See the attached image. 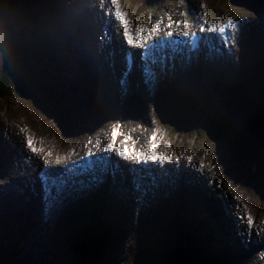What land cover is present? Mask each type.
<instances>
[{
    "label": "rangeland",
    "instance_id": "obj_1",
    "mask_svg": "<svg viewBox=\"0 0 264 264\" xmlns=\"http://www.w3.org/2000/svg\"><path fill=\"white\" fill-rule=\"evenodd\" d=\"M7 1L11 2V4H8L7 8L13 7V9H11L12 13H10V17L12 21V29L8 30V33L0 35V68L7 64L8 67H10V69H12V71L14 72V78H16L17 75H19L21 78H24V79H25V76L26 77H28L29 75L36 76L37 74L35 70H39V68L34 66L35 65L34 63L36 62L38 58H41L42 60H44L47 54H51L53 56H57L61 58V60L64 63L63 65L65 69H67L69 74L72 76L73 74L74 75L78 74L76 70H73L74 69L73 65H76V66L80 65L85 68V65L88 60V53L86 49L90 48V45H88L87 43H83L80 46H78L79 48H82V50H78V51L70 50L72 47L71 45H69L68 49L70 50V52L53 50V53H50L48 51L47 53H45L43 44L38 42L39 39L35 37L27 39L28 35L21 33V28L25 25V20L23 17H21L22 13H25L26 10H28L31 6L33 7L32 9H34L32 11L29 9L32 13L36 11L37 8H39V6L42 5V2L43 3L46 2L44 6H50L52 2H53L52 6L53 5L58 6L59 2L64 5H67L68 0H21L23 1V3L21 4L18 2L19 0H7ZM94 1L98 2V0H74L73 1L74 4L76 3L77 12L79 14L89 15V18L87 20H85V17L83 16L81 17V20L77 18L76 20L74 15H72V11H70V16H68V22L73 21L76 23L70 29L72 31L76 30L77 33H80L81 40L82 38L88 35L89 31L92 32L93 34L97 32V29L102 24L104 20V16L107 13L106 10H102L104 16L100 18V22L98 23L97 17L92 16L90 14L91 10L97 13V10L94 8L95 6V4L93 3ZM106 1L107 0H103L102 4L103 2L106 3ZM117 1L121 3V0H116V2ZM192 1L194 2L196 7L194 8V12H191V16H189V22L186 23L187 26H190L193 22H195L198 19V13L200 11L198 10L197 6H199V3L201 4L204 0H192ZM205 1L207 2V0ZM122 2L125 5L124 0H122ZM255 2H256V9H253L252 7L248 6L249 3L246 4L244 0H242V2L239 1V2L234 3V5L230 4L226 0H208L207 2L208 5L210 4L209 7H210L211 13L218 14V16H222L224 18L231 17L238 21L242 20V22L244 23L243 36L240 35L241 39L239 40L240 42H242L241 43L242 45L237 46L239 51H241L240 47L247 43H250L252 46H254L253 42L261 43L263 41V39L257 40L259 36L257 38H254V37L258 30H260L259 35L264 30V1L260 0L259 2L257 1ZM157 3L160 5L161 8L164 5L165 7L167 5L170 9H176V13H178V15L181 16V18L183 14L181 11H188L191 9V6L188 0H157ZM144 4H145L144 0L137 1V6L139 7L142 5L144 6ZM107 5L109 6V4ZM52 14L53 16L48 15V17L52 20H58L57 22L54 23V25H60L61 16H66L65 14L60 12L58 7H55V9L52 11ZM127 14L130 17L132 24L133 22H137V25L140 24V25H145L147 27H149L150 25L154 27L155 25V22L151 20V16L148 13L147 15H142V13L140 12V9L136 8V5H135L133 12L132 13L127 12ZM108 15L112 16L111 12L110 14L108 13L107 16ZM160 15L161 13L159 12L157 15H154V18L155 16H160ZM92 19H95V21H97L98 23L97 27L86 25V22H89V24H93ZM101 31H102V28H101ZM101 31L96 34L95 36L96 38L94 42H96L101 47L103 46L102 45L103 42L108 43V46L110 47L111 41H113V39H116V37L113 36V39L111 40V36H107V37L105 35L102 36ZM63 32L66 34V36H68V33H66L65 28L63 29ZM116 35H119L118 31L116 32ZM246 37H250L253 40V42L246 39ZM66 58L68 59L72 58V59L70 61L64 62ZM233 59L236 61L238 60V57L234 56ZM237 66L238 65L236 64V67ZM30 67L32 68L30 69ZM210 69L212 68L208 67V70ZM185 70L188 71V68L182 69L181 71H179L178 66L175 65L172 71L173 73L171 72V74L178 76L181 72ZM45 74L48 75L50 78L53 77V74L50 75L48 74L47 71H45ZM38 79L41 84L42 82L45 83L40 78ZM170 79H172V75ZM83 80H84L83 83L87 81L86 78H83ZM27 81L28 83H31L29 80H25V82ZM183 81L184 79L180 81L173 80L172 84L175 86H178ZM205 81L206 83H208V78H206ZM251 82H255L257 84L256 89H259V87L261 86L260 78H257V79L251 78ZM65 84H66L65 80H61L57 83V85H59V87L61 88L66 87ZM158 87L163 88V84L160 83ZM17 88L18 87L11 88V90L14 89L13 93L15 94L14 96L10 97L7 101L4 98L0 97V136L3 137V140H5V142H7L8 144V147H10V154H8L7 157L5 154L4 156H2V149L0 148V182L2 181L10 182V179H15L17 177H24L25 175L33 174L35 176L36 169L40 163L44 164L45 160H48L49 162H53V161H50L49 157L44 156L40 161L32 165L31 168H28V166L32 163L31 161L33 157L35 155L36 156L38 155L37 154L38 152H32L31 149L27 145V137L29 135L35 138L36 144L37 143L41 144L42 142V144L49 145L50 147L55 148L57 150L58 156L69 157V158L82 155L86 151L96 150L97 144H99L100 147H104L110 139V138L108 139V137L111 136L112 127L118 121L121 122L122 127L124 129V133L132 131L134 134V137L137 136L140 143L146 139L147 132L154 131L153 127L157 125L158 126L157 131L160 133V135L162 133V135L165 136V138L169 141L165 143V149H168V150H171L174 147V144H173L174 140H179L181 145H185V143H182L180 141L181 135L185 136L186 138H189V137L195 138L196 136H199L195 129L194 131L190 133L189 129H187L188 124H185L187 125L185 126V125H182V123H180L178 124V127H179L178 131L180 130L179 131L180 137H179L175 134V131H176L174 129L175 127L171 123L169 122L159 123V121L155 118V116H154V121L152 123V126H149L146 123V120L139 122L136 125L132 122L134 120H132L131 118L129 117L121 118L120 117L121 116L120 106L116 102H114V104L108 103L109 105H107L108 108H110V111L108 110V112H111V114L106 113L105 109H102L100 107L94 108L95 105H92V108L96 112L95 114V112L89 111L87 109L86 104L80 98L79 100L77 99L78 93H77L76 88H75V94L72 95L71 91L66 87L67 88L66 93H68L70 96L69 102L71 103V101H73V106L70 105L69 107V105H67L65 107H62V109H58L61 112V116L57 119L56 114L52 111L49 112V109L45 111L38 109V112L36 110L34 111L33 110L34 102L30 103V101H28L27 99L19 98L18 94L16 93ZM256 89H251L250 91L256 93L257 92ZM220 90H221L220 87L216 89L218 94ZM140 91L145 94L147 99L151 100V96L149 95V89L148 87H146V85H142V88ZM33 92H34L33 90L31 91L29 90L27 94H33ZM262 92H264V89L262 90ZM109 93L110 91H107L106 95H108ZM170 93L171 91H168L165 89L164 94L169 95ZM76 94H77V97H76ZM55 95H56V92L53 91V96L55 97ZM38 96L39 98H41L40 94ZM99 96L95 97L96 100L101 101V102L104 101V103H106L107 99L104 96L103 92ZM45 97L47 99L50 98V96H47V95L42 96L43 99ZM222 97L229 98V97H235V95L225 91V93L223 92ZM38 105L40 106L41 104L38 103ZM150 105H152L151 102L148 103V107L144 105L145 109L143 112L146 115V117L149 115L151 116L152 111H154L153 107H149ZM71 106H72L73 113L70 116L71 118L70 126L71 125H81L78 118L82 116H79L78 112L74 110L75 106L82 107L83 109L82 114L84 113V110H85L87 112L86 115H88L90 118V120L85 124L86 129L80 133H76V131L71 132V133H68V132L65 133L60 129L61 128L60 123L65 114H70ZM220 106H224V103L222 102V100H218V102L215 105V107H218V109ZM49 107H52V103H50ZM166 108H168V104L166 105ZM92 113L94 114V116L92 115ZM54 114L56 118L54 117ZM167 124H170V125L167 126ZM202 124L205 125L204 128L206 130L211 129L210 126L206 124L205 122H203ZM194 125L196 126L198 124H194ZM199 125L202 127L201 124ZM21 129H23V131H21ZM86 132H90V135L86 140H83L82 137ZM214 135H216V133L212 134V136L210 134L204 135L199 139H194V141L190 139V141H192V143L194 144L193 146L194 148H196L197 152L199 150H202V148H206L208 146L210 147V150L212 152H214V150L218 151V157L216 159L220 158V160H222L221 163L219 164L221 175L223 176V180L221 181V184L223 185L224 183H226L232 186V190H235V188L238 186L239 190L242 193H244V195L246 196L250 206L252 208L256 207L257 209L258 206L256 205V193H255L256 188H254L255 185L251 183L252 179L241 175L237 171L231 174L224 173L226 162L234 163L235 161H239L237 154L235 153L238 149H234V151H232V148L234 147L232 146V144H230L231 143L230 141H228L229 146H227L226 141H225V146H224V142L221 143L220 140L213 138ZM72 136L74 137L75 142H73V140L71 139ZM39 144L36 145V147L39 146ZM169 144L171 145V148L168 147ZM1 156L3 158V162L1 160ZM56 157L57 156H55L54 161L56 160ZM207 157H210V156L207 155ZM51 158H54V155ZM19 161H21L20 164H19ZM5 170L11 173L9 175L10 179L7 176H2V172H4ZM243 173H245V171H243ZM219 176L220 174L216 177V179L213 182L210 183V188L208 186H205L203 188V194L206 195L207 191H210V193H212L213 198L218 200L222 205L221 207H223L226 210L230 208L231 204L228 201L224 200V195L218 197V193H219L218 188L222 187V185L216 184V181L219 178ZM99 187L100 186L98 187L96 186L92 188L93 194L89 196L92 204L99 205L100 198H101L100 197L101 194L98 190ZM191 187H192V184L190 185V188ZM80 196L83 197V195H80ZM185 196L186 194L182 198L184 199ZM250 197H252L251 200L248 199ZM74 198L77 200L79 197L75 196ZM23 200L26 204L30 205L27 200V196H25L24 194H23ZM109 201H112V200H109ZM37 202H38L37 210L42 211L43 216H44L45 214L43 210L45 209V207L42 206L40 202V198L37 199ZM213 205L216 206L214 203ZM64 206H66L67 208L64 209ZM120 207L121 206H119V208ZM93 208L94 206H92L90 203L82 206L81 202L74 201L72 197V200L70 203H68L67 205H63L58 210L56 209L51 217L52 226H53L52 228H54V226L56 225H59L60 223H61L62 228L58 226L54 228V238L51 239V241L47 243L46 246L41 247L39 252H36L37 250L33 249L32 246L34 245V240H36V237H37V235L34 232L35 228L40 225L47 227V224L42 222V217L39 215L40 219H37L38 221L34 222L32 219V213L30 212L28 215V222L24 224L25 221L24 219H22L24 214L22 212L20 213L19 217L12 216L10 213L6 216V218H0V242L3 244V247L6 246L4 247L5 249H7V247L11 249L17 248L21 242L20 234L24 233L25 231L26 232L25 236L30 239L28 242L29 244H27V247L25 248L29 251L30 254L29 256L26 257L27 259H24L23 257H25L26 253L20 250V254L23 255L22 257L23 264H28V263L29 264H78L79 261L81 260L82 254L80 255V260L76 259V254L74 250L70 249V246H72L73 243L75 244V242L78 241L79 238L84 240L82 237H79L80 234H82L80 233V230H81L82 224L88 221V214L86 212L90 211ZM236 210H239V208H236ZM256 211L258 213L264 212V210H261V211L256 210ZM149 214H150V210H148V214L146 216H148ZM2 215H5V214H2ZM166 216H169V215H166ZM257 216L259 218H264V214H257ZM140 217L141 216L138 215L135 219L137 220V218L139 219ZM68 218H73L72 225L70 227H68V224H67ZM80 218L82 219L83 222L78 221ZM217 218L218 217L215 215L212 217V220L213 221L218 220ZM171 219H172V216L169 218V220ZM220 220H224V216H222ZM17 223H20L19 224L20 228H18ZM24 226H26V228H24ZM52 228L51 230H49V233H46V232L41 233L43 235L44 241L48 242L50 233L52 232ZM127 228H130V227L128 226ZM127 228H126V232H127ZM135 229H137V221H136ZM242 230H244L243 227H242ZM259 230L264 232L261 229ZM224 231H227V230L224 229ZM230 231L233 232L234 230H230ZM105 232L107 234H110L111 236H113L114 234L107 229H105L104 233ZM154 232L157 235H151V234L147 235V232H146V234L143 233L144 235L138 236L137 240H135L134 238L137 234L135 231L131 232L130 234L128 233L130 236L132 235L131 237L130 236L126 237L125 234L123 233L118 234L117 237L118 236L119 237L117 238V241H115L116 242L115 247L113 249H110L111 257L114 258V260L112 259L109 262H106V261L104 262L103 259L97 260L98 257L94 258V254L99 257L101 256L98 253H96L97 248L91 246V243L88 244L89 246H87V248L91 247L90 249L93 251V252H89V254L93 256L94 264H96V262L97 264H140L142 263L140 262V258H142V260L146 264H168V263L173 264L172 262H170V258H172L175 252H181L182 250L176 247H173V249L169 250L168 248L170 246L167 248L165 244L166 243L171 244L170 239L166 235L158 231L157 229L154 230ZM12 233H15L17 236V239L15 241L11 240L10 235ZM59 234H60V240L58 238ZM230 234H233V233H230ZM263 236H261L262 239H264ZM144 237H145V241L143 243V241L141 240ZM124 238L126 239L128 238L129 240L127 241V244L125 246L122 245V242L125 243V240H123ZM155 238H158V240H156L155 242H157L159 250L157 249L158 253L155 252V254H153L154 259H151L150 257V254L152 252L151 246L154 243ZM225 238L229 239L227 238L225 234H222L221 239H225ZM216 241L217 240L215 238V242ZM58 242L64 243V244L60 245L59 246L60 248L59 247L57 248L56 245ZM213 242H214V239H209V246ZM86 243H87V240H86ZM221 244L222 246L232 245L233 249L234 250L236 249L234 247L235 243L233 242H226V243L221 242ZM78 247L80 246L78 245ZM253 249L254 247H252L251 250ZM263 252H264V248H263ZM219 254L220 253L217 251V249L213 251V256L218 258ZM34 255L35 256L37 255V256L33 257ZM124 257L126 258L123 261ZM138 258H139V261H138ZM6 259L7 258L4 255L0 256V262H2L0 264H3L6 261H8ZM247 261L250 262V264H262L264 262V254L260 256L256 252H253L252 254L249 255V257L247 258ZM237 262L240 264L239 261Z\"/></svg>",
    "mask_w": 264,
    "mask_h": 264
},
{
    "label": "bare ground",
    "instance_id": "obj_2",
    "mask_svg": "<svg viewBox=\"0 0 264 264\" xmlns=\"http://www.w3.org/2000/svg\"><path fill=\"white\" fill-rule=\"evenodd\" d=\"M149 1H151V0H149ZM18 2L20 4L23 3V1H21V0H19ZM151 2L154 3L153 1H151ZM8 4H11V2H8L7 0H4V3H2V1H0V6H1L2 11H3V16L5 18H10V20H11L10 13H12L11 9H13V7H11V8L8 7L7 8ZM58 4H59V6H63L64 5V4L60 3V2ZM154 4L157 5L156 3H154ZM12 6H14V5H12ZM75 7H76V5L74 6V9H75ZM72 12H74V10ZM90 14L92 16H96L97 17V21H99V19H100V17H99L100 13L99 12L95 13L94 11L91 10ZM74 15H75V18H77L79 20L81 19L82 16L83 17H89V15L86 16V15H82V14H77L76 12H74ZM21 17H23L24 20H25V24H26V27H27L28 34L23 32L22 28H21V33L28 35L27 39L32 38V37L36 38V36L33 34V31L31 29H29V27H28V25L31 26L32 23H30V21L26 17V14L22 13ZM188 17H189V15H188ZM97 21H93V23L97 24ZM2 26L0 27V31L2 29ZM76 36H78V33H73L71 39L67 38L66 36H63L61 38V41H62L63 44L70 43V45L72 47L71 50L78 51V48H74V45L76 44V42H75ZM37 39H39V38H37ZM38 42H39V40H38ZM41 43L43 44V42H41ZM50 43H51V45H54V46L50 47V49H48V52L53 53V50H55V51L60 50V47L58 46V42H55V44H54L53 41H50ZM115 45H116L115 46V55L111 59V64H119V65H121L123 60L120 57V50L123 47V44H122V42H117L116 41ZM92 47H93V52L97 56H99L100 63L103 66H105L106 68H108V63L103 58V56L108 53L107 50H104V49H106V46H104V49L101 50V51L97 50V44L96 43L93 44ZM44 50H46V48ZM65 51L70 52V50L68 48H65ZM48 56H49V60H48V62L46 64H45L44 60H42V65L37 64V62L34 63L35 64L34 66L39 68V70H35L34 69L36 71L37 75L36 76L29 75L28 77L25 76V80H29L30 82L33 81V83L35 82L34 85L36 86V88L38 90L39 89L41 90V88H43L44 85L48 86V91L47 92H45V91L39 92L38 91V93L36 94L37 98L34 99V101H31L30 103L34 102V107H33L34 111L36 110L38 112V109H40L42 111H45V110L49 109V112H51V111L54 112L56 114V116H57V119H58L61 116V112L58 109H62V107H65L67 105H69V107H70V105L73 106V101H71V103L69 102L70 96L66 92H67V88H68L71 91L72 95L75 94L76 80L65 69V67L63 65V61H61V58H59L57 56H53L51 54H48ZM50 62L54 63V67L55 68H51V69L47 70L46 69V65H48ZM88 66L92 67L91 64L88 65ZM3 67H5V66H2L1 69ZM31 68L32 67H30V69ZM73 68H74V70H76L78 72V74H79V76L81 78H86L87 79V81L85 83H83L82 86L78 89V91H77L78 98L77 99L79 100V98H80L86 104L87 109L89 111L95 112V110L92 108L93 96H94L95 90L103 91L104 86L105 85L108 86V80H106L105 77H102L100 74H96V73L94 74L91 71V68H86V67L85 68H80V67H78L76 65H73ZM100 69H104V68L102 67ZM45 71H47L48 74H50V75L53 74L54 76L50 78L48 75L45 74ZM10 72L12 74H14L12 69H10ZM18 76L19 75H17V77ZM38 78L43 80L45 83L42 82V84H41L39 82ZM15 79L17 80V78H15ZM22 79H24V78H22ZM61 80H65V83H66L65 86L67 88L66 87H62L61 88V87H59V85H57V83L59 81H61ZM177 81H178V79H177ZM22 83H23V81H22ZM25 83L28 84V81L25 82ZM37 83H39V84H37ZM36 88H34V89H36ZM53 91L56 92L55 97L53 96ZM39 94L41 95V98H39V96H38ZM45 95L50 96V98L47 99L45 97L43 99L42 96H45ZM76 97H77V94H76ZM71 100H72V98H71ZM38 103L41 104V105L39 106ZM50 103H52V107H49ZM72 106H71V109H70V114H65L64 115V117H63V119H62V121L60 123V125H61L60 129L63 132H68V133L75 132V131H76V133H80V132H82V131H84L86 129V125L85 124L90 120V118H89L88 115H86L87 112L85 110H84V113L82 114V110H83L82 107L75 106L74 110L76 112H78L79 116H82V117L78 118L81 125H71L69 127V125L71 124L70 116L73 113ZM56 110H58V111H56ZM39 113H41V112H39ZM55 114H54V117H55ZM95 114H96V112H95ZM92 115L94 116L93 113H92ZM168 125H170V124H167V126ZM172 125L175 127L174 129L176 130V126L177 125H175V124H172ZM89 135H90V132H86L83 135V137H82L83 140H86L89 137ZM71 139L73 140V142H75L73 136L71 137ZM223 142L225 143V141H223ZM38 144L39 143H37L36 145H38ZM0 148L2 149V156H4V154H5L6 157H7L8 154H10V147H8L7 142H5V140H3L2 136H0ZM37 148H43V151L42 152H38L37 153L38 155L37 156L35 155L33 157L32 161H31L32 163L28 166V168H31L32 165H34L36 162L40 161L44 156L45 157H49L50 161L55 162L54 161L55 156H58L57 150L55 148H52L49 145L42 144V142H41V144H39V146H37ZM49 150H51V152H52L51 156H47L46 155V153ZM53 155H54V158H51ZM198 155H199V153H195L193 155V159L195 161H197L199 159L200 156H198ZM2 156H1V160L3 162ZM217 157L218 156H216V158ZM217 161L220 162L221 161L220 158H218ZM20 162L21 161H19V164H20ZM53 162H51V163H53ZM195 164H196V162H194L193 169L192 168L189 169V173L187 174V177L178 178V176L176 174L173 175V180H171L170 183L168 184V187H166V189L169 191L167 193L168 195L158 196V195L154 194L149 199H157L159 201V203H163V202L164 203L165 202L170 203L171 199L176 198L177 201H178V205L180 207H182L185 204V202L189 201L190 198L194 197V200H192V204L193 205L197 204L198 201L203 196V192L201 191V189L196 184L193 185L192 190H190L186 185H184V182L186 180L190 179L193 176L197 177V174H196V171H195ZM206 173L209 174L210 172H206ZM10 174L11 173L8 172L7 170L2 172V176H7L9 179H10V177H9ZM34 177H36V176L25 175L24 177H17L15 179H10V182H8V181L0 182V215H1L0 218H6V216L8 214H10V213H11L12 216L19 217L20 213L22 212L24 214L22 219H24V221H25L24 224H26V222H28V215L31 212L32 213V219H33L34 222L38 221L37 219H40V216H39V213H38V210H37V206H38L37 199L33 198L30 201L31 205L26 204L24 202V200H23V193L24 192H28L29 193L30 189H32V191H33L34 187L33 186L31 187V184L34 182ZM205 177H209V176L205 174ZM178 179H180V180H178ZM35 180H36V178H35ZM117 182H118V180H117ZM98 190L103 193V195L100 196L101 197L100 198V202H102V200H103V203L105 204L104 207H105L106 215L108 216V218L107 219H103L102 217L101 218L97 217L96 210L93 208L94 209L93 219L97 217V219L101 220V222L103 224V222H107L108 220L111 219V217L115 213H117L123 219L127 220L128 222L130 221L131 223H133L135 225V227H136V221H137V226L143 223V221L141 219H138V218H137V220L135 219L139 214H141L143 216H146L145 213L140 212L142 210V207H139V208L135 209L134 203L131 201V198L121 195V190H120L119 185L114 184L112 187H109V188H107L106 186H101V187H99ZM185 194H186V196L183 199L182 197H184ZM109 200H112V201H109ZM213 203L217 206V208H223V207H221L222 205H221V203L218 200H216L214 198H211L210 205H212ZM119 206H121V207L119 208ZM2 214H5V215H2ZM72 219L73 218H68V220H67L68 227H70L72 225ZM78 221L82 222V219L80 218ZM201 221H204V219H202ZM19 224L20 223H17L18 228H20ZM110 226L113 229L112 232L117 234L119 229H115L112 223L110 224ZM128 226L130 228H127ZM52 227L53 226H52V221H51L50 224H47V227H45L43 225H40V226H37L35 228L34 232L37 235V237H36V240H34V245L32 246V248L37 250L36 252H39L41 247L46 246V244L49 243L51 241V239L54 238V229L50 233V237H49L48 242L44 241L43 235L41 234L43 232L49 233V230H51ZM58 227L62 228L61 227V223L58 225ZM68 227H67V229H68ZM132 227H133L132 224H126V227L121 228L120 231L122 233H126V228H127V232H128ZM24 228H26V226H24ZM228 228L231 230L230 226H228ZM207 229H210V228H207ZM81 232H82V230H80V233ZM260 232H261V236H263L264 232H262V231H260ZM25 233L26 232L24 231V233L20 234L21 242H20V244L18 245L17 248L11 249V248L7 247V249H6L8 254L11 257L13 256V264H17L18 263V261L16 260V257H14V256L20 254L19 250H22V252H25V253H29V251L25 247H27V244H29L28 242H29L30 239L25 236ZM140 235H144L143 232H141ZM10 237H11L12 241H15L17 239V236H16L15 233H12L10 235ZM205 237H208L207 233H204V234L201 235L202 239H204ZM58 238L60 240V234H59ZM227 238H229V240H231L232 242L237 241V240H241L243 246H247L248 245L247 242L243 241L244 240L243 238H239L236 234H228ZM225 239H223V240H225ZM78 241H80V238L78 239ZM78 241H76V242H78ZM80 242H81V244H85L84 241L83 242L80 241ZM62 244H64V243L58 242L56 247L58 248ZM235 244L239 245L238 243H235ZM1 245L3 246L2 243H1ZM86 245H88V244L86 243ZM36 246H38V247H36ZM4 247H6V246H4ZM86 251L88 253L89 249L86 248ZM224 252H226V251H223V253ZM242 253H244V252H242ZM36 256L34 255L33 257H36ZM229 256H230V260L226 259L225 260V264H232V260H234L233 262H237V261L241 262L243 260L242 256H244V255L238 253L236 255V257H235L234 253H230L229 252ZM91 257H92V255L89 254L88 255V261L92 260ZM189 258L190 257L188 255V252H186V251L175 252L173 254L172 258H170V262H172L173 264H188V262H190L188 260ZM38 259H39V257H38ZM105 259L107 260L108 256H105ZM26 261H28V260H26Z\"/></svg>",
    "mask_w": 264,
    "mask_h": 264
},
{
    "label": "trees",
    "instance_id": "obj_3",
    "mask_svg": "<svg viewBox=\"0 0 264 264\" xmlns=\"http://www.w3.org/2000/svg\"><path fill=\"white\" fill-rule=\"evenodd\" d=\"M0 1L4 3V0H0ZM232 1L242 2V0H232ZM245 2H247V0ZM136 8H139V7L136 6ZM45 10H47V8H42L34 14H31L30 12L26 11L25 14L28 20L30 21V23H32L31 26L28 25L29 29L33 31V34L36 36V38H39L40 43L43 42V45L46 48L44 52L47 53L48 49L54 46V45H51L50 41H53L55 44V42H57L56 40H59L60 32L58 28L61 25H54L55 23L54 20L46 19ZM6 19L7 20L3 24L2 29L0 31V35L8 33V30L12 29V21L10 20V18L9 19L6 18ZM22 29H23V32L28 34L26 24L22 27ZM48 60H49V56L47 54L44 59L45 64L48 62ZM4 66L5 67H3L2 69L0 68V97L4 98L6 101L10 97L14 96L15 94L13 93L14 89L11 90V88L13 87L14 88L18 87L16 89L17 90L16 93L18 94L19 98L27 99L30 102L37 98L36 94L38 93V91L39 92L48 91L47 85H44L43 88H41V90L40 89L38 90L37 88L34 89L35 82L33 83V81H31V83L26 84L24 81L25 79L20 78V76L18 77L16 76L17 78L16 80L14 78V74L10 72V67H8L7 64ZM51 68H54L53 62H50L48 65H46L47 70ZM262 73L263 72H259V74H262ZM32 89L34 90L33 94H27L28 91L29 90L31 91ZM198 99L199 97L197 98V100ZM205 117H208L207 124L210 126L212 130L211 129L206 130L204 128L205 125H203L202 123L205 122ZM171 118L172 120L170 123L177 125L176 131H175V134L177 136L180 137V134H179L180 130L178 131L179 129L178 124L180 123H182V125L188 124L187 129H189L190 133L194 131V129L196 130L198 135L210 134L212 136V134L216 133V135L213 136L214 139L226 141L227 146H229L228 141H230L231 142L230 144H232V146L234 147L232 148V151H234V149H238L235 153L237 154L239 161H235V162L240 168L246 169L247 171H249L250 175H253L254 173H258V175H264V143L254 144L253 142L246 140L244 136L240 133V130L236 126L233 125L232 121L228 118V116H225V117L204 116L203 114L201 115L200 112H198L197 110H184V109L179 110L178 109V110H174ZM194 124H198V125L195 126ZM199 124H201L202 127ZM225 136H226V139H224ZM240 162L243 164H241ZM81 230H82L81 233L88 236L91 246L97 248L96 253H98L102 257L101 258L99 256H96L93 253L94 258L98 257L97 260L105 259V256L108 255L107 249L108 247H110V242H109L108 234L106 232L104 233L105 226L104 224H102L101 220L94 218L87 230L83 228H81ZM107 230L111 232L113 231L110 225L108 226ZM178 237H179L178 238L179 243L183 241L187 242V247L189 250V251L187 250L189 252L188 254L191 255L193 258H195L196 252L194 249L189 248L190 246L188 242L190 241L186 233H183V234L179 233ZM80 241L83 242L84 240L80 238ZM80 241L76 243L81 244ZM90 248L91 247H88L89 252H93ZM74 252L76 254V259L80 260L81 250H80V247H78V245L75 246ZM91 258L92 260L88 262L87 264H94L93 256ZM78 264H81V260L79 261ZM194 264H200V263L196 261V263L194 262Z\"/></svg>",
    "mask_w": 264,
    "mask_h": 264
},
{
    "label": "snow or ice",
    "instance_id": "obj_4",
    "mask_svg": "<svg viewBox=\"0 0 264 264\" xmlns=\"http://www.w3.org/2000/svg\"><path fill=\"white\" fill-rule=\"evenodd\" d=\"M121 16L122 23L125 27V37L129 44L139 46L144 41H151L155 32L159 31L160 22H157L156 26L149 29L145 25H137L135 30L130 26V20L126 11L119 13ZM207 19V13H205V20ZM186 25V22L182 20H172L171 13H169V23L167 28L169 30V36L167 38H172L175 32L179 31L180 26ZM160 39L153 42L152 45H148L145 49L148 51L152 48L154 44H159ZM23 131V129H21ZM121 135L119 130H114L112 143L108 145L107 148H101L99 144L96 145V152L89 151L86 157H80L78 160H70L69 157L57 156L55 160V165H62L61 167H56L51 164L48 160H45V166L40 173L42 183L44 185V192L46 197V206L50 210L53 208L54 204L59 202V198L68 188H75L77 184L81 187L84 186V182L78 180L77 178L82 175H91L95 178L97 172H106L110 167V157L109 154L113 149L117 150V154L126 161H131L133 164H144L145 166L151 161L153 163L159 162V167H163L165 161L172 162L173 160H180L181 156H177L175 152H170L167 149L164 151H159V143L156 140L155 135L150 137L152 141L151 147L148 154L143 151H137L135 145L130 148L128 146V140L132 139L130 135L125 136L123 141V147L117 148L115 143L116 138ZM27 145L32 152H42L43 148L36 147V140L33 136L29 135L27 137ZM171 148V145H168ZM47 156H51L52 152L49 150L46 153ZM190 162L192 160L191 156L187 157ZM203 166V165H201ZM135 172L136 169H133ZM151 175V173H149ZM138 188L141 186L139 183L136 185ZM55 190V195L53 194ZM248 223L251 226L252 218L248 217Z\"/></svg>",
    "mask_w": 264,
    "mask_h": 264
},
{
    "label": "water",
    "instance_id": "obj_5",
    "mask_svg": "<svg viewBox=\"0 0 264 264\" xmlns=\"http://www.w3.org/2000/svg\"><path fill=\"white\" fill-rule=\"evenodd\" d=\"M4 21H5V17L3 16V11H2V8L0 6V27L4 24ZM263 122H264V120H263ZM86 248H87V246L83 245L82 249H81V254H82L81 262H82V264H86L88 262L89 252L87 253Z\"/></svg>",
    "mask_w": 264,
    "mask_h": 264
},
{
    "label": "clouds",
    "instance_id": "obj_6",
    "mask_svg": "<svg viewBox=\"0 0 264 264\" xmlns=\"http://www.w3.org/2000/svg\"><path fill=\"white\" fill-rule=\"evenodd\" d=\"M6 22V18H5V21H4V23Z\"/></svg>",
    "mask_w": 264,
    "mask_h": 264
}]
</instances>
